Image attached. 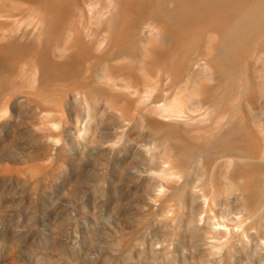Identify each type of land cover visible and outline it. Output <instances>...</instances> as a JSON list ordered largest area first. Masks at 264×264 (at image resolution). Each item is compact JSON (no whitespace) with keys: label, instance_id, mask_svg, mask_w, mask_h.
<instances>
[{"label":"rangeland","instance_id":"rangeland-1","mask_svg":"<svg viewBox=\"0 0 264 264\" xmlns=\"http://www.w3.org/2000/svg\"><path fill=\"white\" fill-rule=\"evenodd\" d=\"M18 81L0 92V264H264L262 185L204 191L207 167L166 166L146 119Z\"/></svg>","mask_w":264,"mask_h":264},{"label":"bare ground","instance_id":"bare-ground-1","mask_svg":"<svg viewBox=\"0 0 264 264\" xmlns=\"http://www.w3.org/2000/svg\"><path fill=\"white\" fill-rule=\"evenodd\" d=\"M37 72L146 119L202 190L262 185L264 219V0H0V92Z\"/></svg>","mask_w":264,"mask_h":264}]
</instances>
